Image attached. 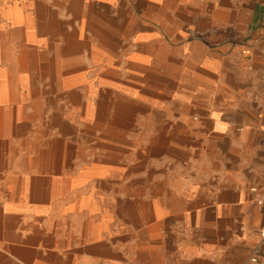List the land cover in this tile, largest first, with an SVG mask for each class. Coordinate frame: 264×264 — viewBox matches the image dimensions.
<instances>
[{
  "label": "crops",
  "instance_id": "1",
  "mask_svg": "<svg viewBox=\"0 0 264 264\" xmlns=\"http://www.w3.org/2000/svg\"><path fill=\"white\" fill-rule=\"evenodd\" d=\"M136 1L142 14L129 0H0V264H237L257 243L264 0ZM120 29L137 30L122 48ZM40 88L84 107L89 88L101 112L112 88L113 141L158 126L130 183L138 227L103 229L117 211H103L102 169L73 161L71 113L36 138ZM210 139L232 148L210 157Z\"/></svg>",
  "mask_w": 264,
  "mask_h": 264
},
{
  "label": "rangeland",
  "instance_id": "2",
  "mask_svg": "<svg viewBox=\"0 0 264 264\" xmlns=\"http://www.w3.org/2000/svg\"><path fill=\"white\" fill-rule=\"evenodd\" d=\"M127 1V0H126ZM131 7L134 8L136 13L142 14V6L136 0H129ZM104 22H110L111 14L109 12H104L103 14ZM114 30L104 29V37H109L110 33ZM137 30H119V35L123 39L120 48L126 46L134 36V32ZM85 97L87 104L84 107L82 98L81 101L77 94L74 93H64L70 90L69 88H54L53 92H47V88H43L38 93V99L40 102L39 115H38V133L36 138L41 141L47 138L42 130L46 127V117L52 115L55 111H59L60 107L65 113H71L75 118L76 122L75 128H66V137L69 140L71 148L74 150V163L78 164V161H83L87 166L96 165L102 169L103 175L97 179L103 184L100 188L103 195V211L106 209H112L114 214V219L112 222L104 221L103 229H127L135 228L141 224L139 212L144 208L141 204H133L128 200L130 197L137 196L133 194L131 190L130 183L132 179L143 175L144 165L148 164L150 160H144V144H146L148 138L156 135L157 125H146L138 124L136 128H129V133L126 139H117L115 141L110 140L108 135L113 138L120 136H115L113 131L117 129V126L111 121L112 112L115 110L116 103L120 100V96L111 92L112 88H107L108 94L104 96L103 99V110L96 109V103L98 101L99 95L95 96L94 92L84 91L83 88H79ZM126 90V88H123ZM85 92V94L83 93ZM69 92V91H68ZM69 96V97H68ZM95 96V97H94ZM124 100H121V102ZM94 106H93V105ZM92 105V106H91ZM78 106H81L79 108ZM94 109L93 112L91 111ZM100 113H102L100 115ZM91 115V116H90ZM86 121V122H85ZM60 125H56L54 132L57 134ZM170 128L172 126H169ZM244 127V126H243ZM169 128V129H170ZM241 129L242 125L237 126ZM126 129V128H124ZM112 134V135H111ZM114 135V136H113ZM122 137V136H121ZM130 142L133 143L130 144ZM232 142L230 141H220L217 139H210V150L214 151L211 153L210 157L218 154V151H227L232 148ZM114 146L119 148L115 149ZM172 157V155H169ZM152 160V159H151ZM88 185V190L89 187ZM256 186V185H253ZM250 186V189L253 187ZM141 193V191H138ZM118 196L119 204L117 210L115 209V203L111 200L112 197ZM254 205L259 206L257 197L254 200ZM140 210V211H139ZM258 228L264 224V217L259 218ZM260 236H257V243L253 245L252 249L243 255L237 261V264H260L264 261V245L262 252L256 263L251 261L254 253L255 247L260 243ZM263 244V243H262Z\"/></svg>",
  "mask_w": 264,
  "mask_h": 264
},
{
  "label": "built area",
  "instance_id": "3",
  "mask_svg": "<svg viewBox=\"0 0 264 264\" xmlns=\"http://www.w3.org/2000/svg\"><path fill=\"white\" fill-rule=\"evenodd\" d=\"M251 191L252 192H258V188L254 187L251 189ZM258 203H259V205H264V197L259 198ZM259 234H260L261 241L254 249V253H253V256L251 258V261L253 263H256L258 261L260 253L262 252V249H263L262 243L264 242V225L261 227Z\"/></svg>",
  "mask_w": 264,
  "mask_h": 264
},
{
  "label": "bare ground",
  "instance_id": "4",
  "mask_svg": "<svg viewBox=\"0 0 264 264\" xmlns=\"http://www.w3.org/2000/svg\"><path fill=\"white\" fill-rule=\"evenodd\" d=\"M32 57V56H31ZM39 57V56H38ZM33 62V61H32ZM8 86V85H7ZM35 90V89H34ZM99 105V104H98ZM100 110V109H99ZM8 112V116H9V110L6 111V113ZM7 118V116H6ZM9 123V122H8ZM5 127V126H4ZM9 128V127H8ZM5 129V128H4ZM6 130V129H5Z\"/></svg>",
  "mask_w": 264,
  "mask_h": 264
}]
</instances>
